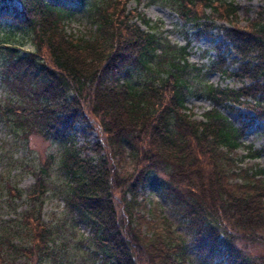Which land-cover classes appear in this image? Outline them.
Segmentation results:
<instances>
[{"label": "trees", "instance_id": "trees-1", "mask_svg": "<svg viewBox=\"0 0 264 264\" xmlns=\"http://www.w3.org/2000/svg\"><path fill=\"white\" fill-rule=\"evenodd\" d=\"M0 4L10 13L0 36V76L13 93L0 98V125L16 138L36 134L57 144L68 221L72 229L88 227L91 264H264V253L238 246L264 245V168H237L235 151L248 147L245 127L224 113L245 105L264 119V7L238 26L237 5L228 0ZM154 4L199 31L216 20L228 23L221 29L236 72L228 71L222 53L207 65L191 63L189 43H171L160 21L139 9ZM78 12L89 17L88 35L66 32ZM15 33L26 34L33 49L20 52L10 44ZM216 71L247 83L215 86L208 77ZM190 97L211 105L200 120L186 105ZM86 118L98 136L92 156L73 140L74 126ZM3 146L0 166L9 171L16 159ZM48 164L31 170L33 184L25 190L7 173L0 177V208L13 212L0 219V264H37L48 255L53 230L41 217ZM149 184L169 199L178 227L145 219L140 191ZM17 200L25 205L21 212ZM17 229H25L28 245L14 238Z\"/></svg>", "mask_w": 264, "mask_h": 264}, {"label": "rangeland", "instance_id": "rangeland-1", "mask_svg": "<svg viewBox=\"0 0 264 264\" xmlns=\"http://www.w3.org/2000/svg\"><path fill=\"white\" fill-rule=\"evenodd\" d=\"M237 5L236 21L238 26L246 25L249 20L256 17V12L260 7H264V0H228ZM134 7V2L128 3V8ZM143 14L152 21H160L161 30L168 37L171 43L184 45L189 43L191 47V56L189 61L197 65H207L212 59H221L219 54L222 53L223 63L228 66V71L234 73L237 70V63H232L231 59L234 54L228 50V42L224 37L223 26H229L223 20H216L213 27L194 29L188 25H183L182 21L169 8L159 4L139 8ZM208 12V10H207ZM9 14L0 4V36L1 31L6 29L4 24L9 19ZM9 22V21H8ZM89 17L85 12H78L74 18L65 23L67 33L74 35H88L93 30L89 23ZM10 44L16 45L20 52H26L33 49V44L26 34L15 33ZM14 39V40H13ZM226 41V42H225ZM209 82L218 87L239 88L247 81L239 79L234 75L222 76L219 72H213L208 77ZM9 87L6 86L0 76V98H5L10 93ZM30 94V93H29ZM30 100V98H25ZM192 111L194 118L200 120L204 111L208 110L211 105L205 99L190 97L186 103ZM224 113L229 116L237 125H244L242 142L247 148H240L235 151V162L237 168L244 170H254L255 168H264V119H257L254 110L247 106H234L232 109H225ZM73 140L76 146L86 147V155L92 156L94 153L90 149L96 142L98 136L95 125L90 119L82 120L77 123L73 130ZM12 154L16 159V167L9 168L0 166V177H8L12 184L18 188L27 189L33 184L31 170L41 166L44 161L48 160L49 184L50 189L47 191L46 198L41 210V217L44 222L48 223L53 230L52 242L47 250L48 255H41L37 264H91L89 257L86 255L85 237L89 234V229L84 223H78L76 228L70 227L68 221L67 209L64 205L62 189L64 188V177L58 171L57 161L60 157V150L57 144L52 140L45 139L40 135L30 134L27 137H15L10 133L6 126L0 125V148L1 146ZM254 151L255 156L249 154ZM3 168V174L2 169ZM5 169V170H4ZM7 173V175H6ZM239 181V178L236 179ZM51 182V183H50ZM4 187V186H3ZM61 189V190H60ZM7 191L3 189L1 195ZM140 195L145 199L146 208L145 219L157 222L167 221L169 224L179 226V214L169 205V199L164 196L162 190L156 184H149L140 191ZM3 198L0 199V202ZM17 212L24 210L25 205L22 200L15 203ZM8 208H0V219H6L13 215V212L7 211ZM14 238L24 245H28L29 237L25 229H17ZM180 231V228H178ZM243 246V250L251 254L264 253V245L259 243H238ZM21 260V259H19ZM20 262V261H19ZM19 264H32L31 262Z\"/></svg>", "mask_w": 264, "mask_h": 264}]
</instances>
